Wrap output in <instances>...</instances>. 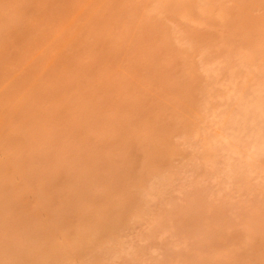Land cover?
Wrapping results in <instances>:
<instances>
[{"label":"rangeland","instance_id":"374dc122","mask_svg":"<svg viewBox=\"0 0 264 264\" xmlns=\"http://www.w3.org/2000/svg\"><path fill=\"white\" fill-rule=\"evenodd\" d=\"M0 264H264V0H0Z\"/></svg>","mask_w":264,"mask_h":264}]
</instances>
